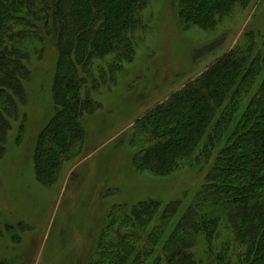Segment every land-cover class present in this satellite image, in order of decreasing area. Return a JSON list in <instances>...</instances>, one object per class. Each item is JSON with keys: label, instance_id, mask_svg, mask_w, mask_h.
<instances>
[{"label": "trees", "instance_id": "obj_1", "mask_svg": "<svg viewBox=\"0 0 264 264\" xmlns=\"http://www.w3.org/2000/svg\"><path fill=\"white\" fill-rule=\"evenodd\" d=\"M151 0H0V161L11 117H17L30 77L26 37L55 34L59 63L56 112L40 132L36 158L44 184L79 150L82 119L99 103L89 88L97 59L114 54L111 71L135 55L134 37ZM253 0H176L187 26L213 29ZM139 170L169 175L196 154L215 161L191 204L148 200L110 213L111 235L89 264H264V38L242 42L190 80L135 125ZM207 241L206 259L195 252ZM158 252V253H157ZM157 253V254H156ZM0 264L3 262L0 261ZM8 264V263H7Z\"/></svg>", "mask_w": 264, "mask_h": 264}, {"label": "rangeland", "instance_id": "obj_2", "mask_svg": "<svg viewBox=\"0 0 264 264\" xmlns=\"http://www.w3.org/2000/svg\"><path fill=\"white\" fill-rule=\"evenodd\" d=\"M134 37L132 60L111 71L115 55L97 59L94 74L104 71L99 103L83 116L84 138L59 178L44 184L38 175L37 141L56 112L54 84L59 63L55 34L26 37L30 77L7 137L0 161V261L3 264H89L103 249V233L111 235L115 207L148 200L163 204L192 203L215 161H184L169 175L139 170L132 141L136 122L168 100L190 80L242 42L253 31L264 38V0L235 10L213 29L187 26L176 0H151ZM207 241L198 237L195 252L206 259ZM158 253V252H157ZM156 253V254H157ZM152 258L147 262L151 264Z\"/></svg>", "mask_w": 264, "mask_h": 264}]
</instances>
